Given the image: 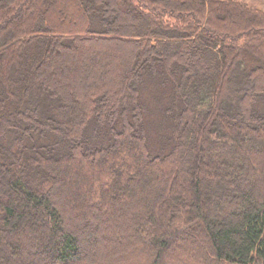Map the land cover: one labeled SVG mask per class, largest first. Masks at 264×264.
I'll list each match as a JSON object with an SVG mask.
<instances>
[{
	"label": "trees",
	"instance_id": "1",
	"mask_svg": "<svg viewBox=\"0 0 264 264\" xmlns=\"http://www.w3.org/2000/svg\"><path fill=\"white\" fill-rule=\"evenodd\" d=\"M190 256L264 264V0H0V264Z\"/></svg>",
	"mask_w": 264,
	"mask_h": 264
},
{
	"label": "rangeland",
	"instance_id": "2",
	"mask_svg": "<svg viewBox=\"0 0 264 264\" xmlns=\"http://www.w3.org/2000/svg\"><path fill=\"white\" fill-rule=\"evenodd\" d=\"M114 62L116 63V65L119 63V58L117 57L115 60H114ZM99 65H100V67L102 66V64L99 62ZM89 67V65L86 63V64H84V67L83 68H85V67ZM80 69H82V68H80ZM101 70V69H100ZM99 70V71H100ZM113 71V70H112ZM82 72H81V70H79L78 72H77V74L75 75V76H73V77H75V78H77V80L79 81V83L81 82V81H83L84 79H83V75L81 74ZM71 79H72V77H71ZM235 82H237L236 80H235ZM151 120V119H150ZM152 122V129H158V127H157V125L156 124H154L153 123V121H151ZM151 137L153 138V140H154V142H155V146H157V143H159V146H161L162 144H163V137L162 136H156V134L154 133V132H152V134H151ZM153 152H155V151H153ZM160 152H155V154H159ZM148 174V173H147ZM147 174L145 173V175H144V177H143V179L141 180V181H143V180H145V177H147ZM149 175V174H148ZM76 180H75V182H77V180L78 181H80V179H83L84 178V172H82V171H76ZM75 183L73 182V183H71V182H69L68 184L66 183V184H64V189L67 191V192H71V193H73V195H76L75 197L78 199H80L81 201L83 200V198H80V196H79V191L80 190H82V189H80V187H78L79 189H77V186H76V184L74 185ZM158 188H160V190L162 191L163 190V185H161L160 184V186L158 187ZM89 191H88V189H84V194H87ZM136 195V194H135ZM87 196V195H86ZM137 196V195H136ZM134 197L133 196V198H137V197ZM87 198H88V196H87ZM85 199V201H87L88 202V199ZM78 199V200H79ZM79 200V201H80ZM149 205V204H148ZM146 208H147V206H146ZM148 210H149V207H148ZM78 212V215L79 214H83V210L81 209V210H79V211H76V212H74L73 213V215L71 214L70 216H73V217H75V216H77L78 217V215L76 214ZM75 215V216H74ZM81 216V215H80ZM83 216V218H85L84 217V215H82ZM77 217H75L74 219H76ZM83 218H81V220L79 221L78 219H76V220H74V224H75V226H76V228L77 229H80L81 228V232H82V235H83V237L81 238V245H83L84 244V242H87V241H91L92 239H89L88 237V239L87 238H85V236L84 235H88L89 233L88 232H90V234H92V236L93 237H96V238H98V240L100 239L101 240V235H102V233H101V230L103 229H105V227L104 226H100V225H98L99 227V229L97 228V229H95V226L93 227V225H85L86 224V222H85V220H83ZM98 218V217H97ZM92 221V220H91ZM90 221V222H91ZM89 222V224H92V222L90 223ZM91 226V227H90ZM21 230V229H20ZM137 231H139V230H137ZM28 232H30V231H28ZM22 235V234H21ZM112 236H113V234H111ZM115 236V235H114ZM116 236H118V235H116ZM115 236V237H116ZM125 236L127 237V238H131V232H129V228H127V231L126 230H123L122 231V233H120V235L118 236V237H116V240L117 241H119V242H121V238H125ZM129 236V237H128ZM19 237V236H18ZM23 237V236H22ZM20 237L19 238V240L18 241H22V242H28L29 243V241L31 242V237ZM121 237V238H120ZM124 246H126V244L124 245V242H123V240H122V243L120 244V247H121V249L120 250H123V248H124ZM85 252H87L88 254L89 253H91V251H90V249L88 248V249H85ZM195 257V256H194ZM193 257H185L184 259L182 258V262H185L186 264H203V261L202 262H198V260H196V259H193V260H195V261H191V259H192Z\"/></svg>",
	"mask_w": 264,
	"mask_h": 264
}]
</instances>
